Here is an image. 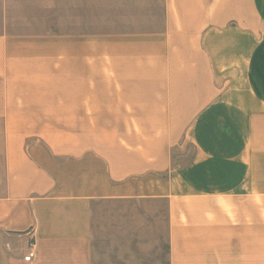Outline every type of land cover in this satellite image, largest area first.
<instances>
[{
	"label": "crops",
	"instance_id": "1",
	"mask_svg": "<svg viewBox=\"0 0 264 264\" xmlns=\"http://www.w3.org/2000/svg\"><path fill=\"white\" fill-rule=\"evenodd\" d=\"M0 264H264V0H0Z\"/></svg>",
	"mask_w": 264,
	"mask_h": 264
},
{
	"label": "built area",
	"instance_id": "2",
	"mask_svg": "<svg viewBox=\"0 0 264 264\" xmlns=\"http://www.w3.org/2000/svg\"><path fill=\"white\" fill-rule=\"evenodd\" d=\"M37 258V253L35 250V246H31L27 255L24 257V261L27 263H32Z\"/></svg>",
	"mask_w": 264,
	"mask_h": 264
}]
</instances>
